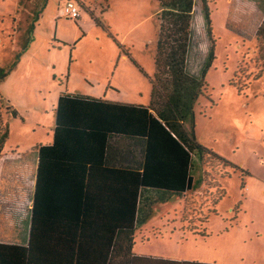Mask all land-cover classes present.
<instances>
[{
	"label": "rangeland",
	"instance_id": "1",
	"mask_svg": "<svg viewBox=\"0 0 264 264\" xmlns=\"http://www.w3.org/2000/svg\"><path fill=\"white\" fill-rule=\"evenodd\" d=\"M209 1L215 59L206 73L209 98H201L195 109V137L247 174L218 166L215 177L206 175L209 161L194 157V190L153 207L152 216L137 230L133 253L172 261L264 264V51L259 50L256 39L264 19V0ZM81 2L80 21L61 18L57 24L53 16L58 14L60 0H20L19 6L17 0H0V67L10 66L20 52L17 70L0 83L8 107L20 112L18 126L11 128L13 144H6L5 151L21 154L38 145L27 144L37 139L27 126L40 133L49 131L65 88L69 94L92 99L150 104L159 3ZM41 14L44 18L35 27ZM32 25L30 48L23 51L30 34L18 31ZM205 31L202 2L195 0L194 42L188 59L194 70H199L201 54L210 47ZM57 35H61V43ZM233 81L244 89L242 94L232 86ZM3 106L0 99L1 114ZM225 172L230 178L218 179ZM215 184L226 191V197L214 207L217 214L208 213L216 197Z\"/></svg>",
	"mask_w": 264,
	"mask_h": 264
},
{
	"label": "trees",
	"instance_id": "2",
	"mask_svg": "<svg viewBox=\"0 0 264 264\" xmlns=\"http://www.w3.org/2000/svg\"><path fill=\"white\" fill-rule=\"evenodd\" d=\"M154 1L160 11L149 106L60 96L54 144L38 147L28 244L0 243V264H205L133 253L137 230L152 216L153 207L194 190V157L209 161L206 175L215 177L218 166L247 174L195 137V109L201 98H209L206 73L215 59L210 1L201 0L210 50L199 77L187 71L195 0ZM256 39L259 50L264 51V20ZM30 41L26 40L23 51ZM19 58L20 52L10 66L0 67V83ZM231 84L243 93L234 81ZM110 136L135 142L129 166L122 162L126 161L122 154L120 164L112 160L117 152L109 144ZM8 137V126H1L0 157ZM230 175L221 173L218 179ZM213 191L216 197L208 213L217 214L214 207L226 197V191L220 184ZM203 222L207 224L208 219Z\"/></svg>",
	"mask_w": 264,
	"mask_h": 264
},
{
	"label": "crops",
	"instance_id": "3",
	"mask_svg": "<svg viewBox=\"0 0 264 264\" xmlns=\"http://www.w3.org/2000/svg\"><path fill=\"white\" fill-rule=\"evenodd\" d=\"M48 1L49 0H47V2ZM66 1L67 0H60L61 7L58 9V14L53 16L57 24L59 23V21H61L60 20L61 18L66 19L68 21H80L82 19V10L84 8H82L83 5H82L81 0H79V5L81 7V17L79 19L73 20L65 16H62L61 10ZM106 3L108 4L107 1ZM19 5H20V0H17V6ZM241 12L242 11L237 12V13L241 15ZM40 18H44V16L41 14L39 18L36 19L35 27H36L37 22L41 20ZM232 18H235V17L231 15L229 19L232 20ZM204 22H205V18H204ZM48 23H50V19H48ZM256 24L257 23H254L255 30H256ZM35 27L33 26L34 28L33 30L29 29L30 28L29 27L26 29L21 28L18 31V33H22V32L28 33L29 32L30 35L27 37V39L31 41L28 45V48H30V44L33 39L32 35L34 34L32 33V31L35 30ZM228 27L230 28V26ZM205 30H206V22H205ZM205 32L207 36V31ZM57 37L59 38L57 39V42L61 43L60 40H63L61 35H57ZM193 37H194V34L192 33L191 44L194 42ZM24 44L22 45V47L24 46ZM209 50H210V47H208V50L206 53L201 54L200 64H198V67H197V69L199 70H194V68H190L189 60H187V71L190 75L194 77L200 76L201 71L208 59ZM189 55H190V51L188 53V59H189ZM18 64H19V61H18ZM18 64L12 72L17 70ZM151 90H152V87H151ZM63 93L68 94V95H73V96H80V95L69 94L68 91H66V88L62 89L60 96ZM0 96L4 98V106L2 107L3 113L1 114V122L4 123V125L8 126V129H9V137L4 145V148H3V151L0 157V243L9 244V245L26 246L29 241V234H30V227H31V215H32L33 200H34V195H35V184H36V176H37L38 161H39L38 147L45 146L44 144H47V145L54 144V131H55V126H56V114H55L56 108L54 109V116L51 117L53 121H52V125L48 127L49 131L40 133V131L33 129L32 126H27V128L29 129V132L37 137L36 140H34L33 142H28L27 144H38L36 145V147L29 149V150L24 149L25 151L23 150L21 154L18 153L17 151L8 152V151H5V148H6L5 146L6 144H13L11 142V128L12 126H18V120H19L18 118H20V112L15 107H8V104H7L9 102L8 99L2 96L1 93H0ZM5 96H9V95L5 94ZM150 96H151V93H150ZM93 99L101 100V101L109 102V103H117L111 100H106L105 98H93ZM118 104H127V103H118ZM127 105H131V104H127ZM13 111L17 112L16 116L13 115L12 113ZM22 120H23L22 124L26 126L25 120L23 118ZM38 125H40V123H38ZM24 138L29 140L30 136L25 135ZM109 144H112V146L115 147V150H116L115 152H117L116 155L114 154V157H112V160H115L117 162V165L120 164L118 156L122 154L126 157V161L125 162L122 161V162L124 163V165L129 166L131 163L130 158H132L130 157L131 156L130 151L132 150V148H134L135 142L130 141V139L119 137V136H110ZM205 171H206V168H204V174H205ZM192 176H193V171H192ZM193 180H194V177H193ZM25 212H28V213L25 214ZM134 255L137 257L147 258L145 255H141L140 252H137ZM198 263H204V262H198ZM205 264H210V263H205Z\"/></svg>",
	"mask_w": 264,
	"mask_h": 264
},
{
	"label": "built area",
	"instance_id": "4",
	"mask_svg": "<svg viewBox=\"0 0 264 264\" xmlns=\"http://www.w3.org/2000/svg\"><path fill=\"white\" fill-rule=\"evenodd\" d=\"M61 14L69 19H79L81 17L79 0H67L61 10Z\"/></svg>",
	"mask_w": 264,
	"mask_h": 264
}]
</instances>
